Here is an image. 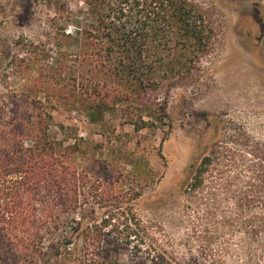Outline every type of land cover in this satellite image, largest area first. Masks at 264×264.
Wrapping results in <instances>:
<instances>
[{
    "label": "rangeland",
    "instance_id": "rangeland-1",
    "mask_svg": "<svg viewBox=\"0 0 264 264\" xmlns=\"http://www.w3.org/2000/svg\"><path fill=\"white\" fill-rule=\"evenodd\" d=\"M197 1L216 25L214 49L194 77L155 93L169 124L135 130L122 105L92 121L84 92L32 70L34 46L49 55L43 63H53L55 37L69 31L65 12L78 10L81 0H0V143L11 132V144L31 147L32 123L44 109L48 138L62 144L63 163L80 177L83 207L62 217L57 237L109 215L117 225L131 206L139 233L170 237L177 264H264V238L243 233L235 215L226 219L234 209L223 192L185 185L189 164L212 143L247 156L264 142V0ZM131 110L137 118L140 111ZM19 130L21 137L13 135Z\"/></svg>",
    "mask_w": 264,
    "mask_h": 264
},
{
    "label": "trees",
    "instance_id": "trees-1",
    "mask_svg": "<svg viewBox=\"0 0 264 264\" xmlns=\"http://www.w3.org/2000/svg\"><path fill=\"white\" fill-rule=\"evenodd\" d=\"M81 2L78 10L65 12L63 26L69 31L55 37L53 63H43L49 55L34 46L32 70L54 85L84 92L92 121L122 105L135 130L169 124L166 105L155 93L194 77L212 53L217 28L206 8L197 0ZM134 108L140 111L137 118L129 111ZM35 118L31 147L11 144V132L1 136L0 264H177L170 237L139 233L143 229L131 206L117 225L109 215L76 227L79 233L56 236L62 217L83 207H78L80 177L63 163L62 144L47 136L50 115L40 109ZM228 149L212 143L189 164L186 188L222 191L234 209L226 219L235 215L243 233L264 238V142L247 156ZM84 219L81 215L76 225ZM118 228L126 233H112Z\"/></svg>",
    "mask_w": 264,
    "mask_h": 264
}]
</instances>
